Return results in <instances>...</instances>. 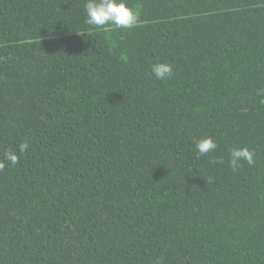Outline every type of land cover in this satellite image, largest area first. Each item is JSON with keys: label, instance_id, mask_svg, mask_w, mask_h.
<instances>
[{"label": "trees", "instance_id": "1", "mask_svg": "<svg viewBox=\"0 0 264 264\" xmlns=\"http://www.w3.org/2000/svg\"><path fill=\"white\" fill-rule=\"evenodd\" d=\"M84 3L0 0V264H264V0Z\"/></svg>", "mask_w": 264, "mask_h": 264}, {"label": "clouds", "instance_id": "2", "mask_svg": "<svg viewBox=\"0 0 264 264\" xmlns=\"http://www.w3.org/2000/svg\"><path fill=\"white\" fill-rule=\"evenodd\" d=\"M85 23L92 27H115L119 29H130L139 20V10L129 7L126 0H85ZM151 72L157 80H165L173 75V66L169 63H155L151 66ZM29 149L27 140L20 143L17 151H8L5 153L4 160L10 165L15 166L19 162V156L23 155ZM217 149L216 142L211 137H203L195 141V150L199 156L207 155ZM255 153L247 147H235L230 149L229 166L233 172L239 170L242 162L248 165L254 164ZM210 163H223L222 159L210 160ZM5 167L4 162H0V170Z\"/></svg>", "mask_w": 264, "mask_h": 264}, {"label": "water", "instance_id": "3", "mask_svg": "<svg viewBox=\"0 0 264 264\" xmlns=\"http://www.w3.org/2000/svg\"><path fill=\"white\" fill-rule=\"evenodd\" d=\"M263 92V91H262Z\"/></svg>", "mask_w": 264, "mask_h": 264}]
</instances>
